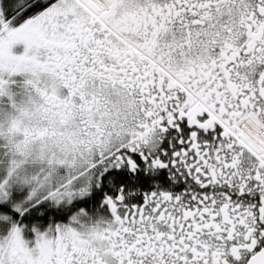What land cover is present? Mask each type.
Returning a JSON list of instances; mask_svg holds the SVG:
<instances>
[{"label":"snow or ice","instance_id":"6c2138e0","mask_svg":"<svg viewBox=\"0 0 264 264\" xmlns=\"http://www.w3.org/2000/svg\"><path fill=\"white\" fill-rule=\"evenodd\" d=\"M0 264H264V0H0Z\"/></svg>","mask_w":264,"mask_h":264}]
</instances>
